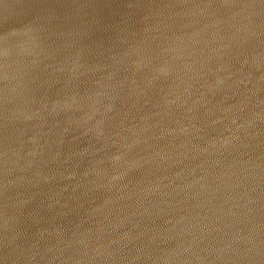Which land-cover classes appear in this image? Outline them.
<instances>
[{"label":"water","instance_id":"water-1","mask_svg":"<svg viewBox=\"0 0 264 264\" xmlns=\"http://www.w3.org/2000/svg\"><path fill=\"white\" fill-rule=\"evenodd\" d=\"M0 264H264V0H0Z\"/></svg>","mask_w":264,"mask_h":264}]
</instances>
